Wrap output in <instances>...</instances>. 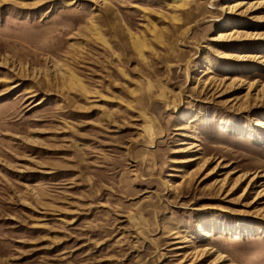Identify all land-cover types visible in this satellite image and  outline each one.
<instances>
[{
	"label": "rangeland",
	"instance_id": "374dc122",
	"mask_svg": "<svg viewBox=\"0 0 264 264\" xmlns=\"http://www.w3.org/2000/svg\"><path fill=\"white\" fill-rule=\"evenodd\" d=\"M261 121L264 0H0V264H264Z\"/></svg>",
	"mask_w": 264,
	"mask_h": 264
},
{
	"label": "bare ground",
	"instance_id": "6f19581e",
	"mask_svg": "<svg viewBox=\"0 0 264 264\" xmlns=\"http://www.w3.org/2000/svg\"><path fill=\"white\" fill-rule=\"evenodd\" d=\"M236 7V6H235ZM231 8H232V6H231ZM236 32V31H235ZM231 34V33H230ZM226 35H228L227 33H220V35H219V37L220 38H222V37H225ZM259 124L258 125H261V126H263L264 127V121H261V122H258ZM193 137V136H192ZM183 144H185V142H182ZM194 145V144H193ZM196 147H197V145H196ZM197 159H199V157H193V159L192 160H197ZM257 183H258V178H257V176H255L252 180H251V182H250V185H249V187L250 186H256L257 185ZM177 238H179V236H177ZM175 243H180V242H175ZM182 243V242H181ZM184 247H186L185 245H179L178 246V248H180V249H184ZM188 247V246H187ZM189 252V251H188Z\"/></svg>",
	"mask_w": 264,
	"mask_h": 264
}]
</instances>
